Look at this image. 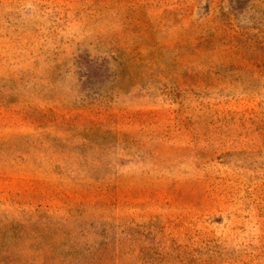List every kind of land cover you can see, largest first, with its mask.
<instances>
[{
  "label": "rangeland",
  "instance_id": "374dc122",
  "mask_svg": "<svg viewBox=\"0 0 264 264\" xmlns=\"http://www.w3.org/2000/svg\"><path fill=\"white\" fill-rule=\"evenodd\" d=\"M0 264H264V0H0Z\"/></svg>",
  "mask_w": 264,
  "mask_h": 264
}]
</instances>
